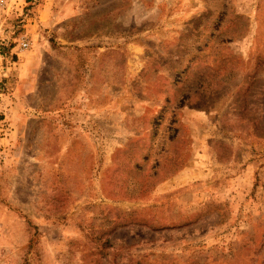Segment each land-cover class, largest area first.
Returning <instances> with one entry per match:
<instances>
[{
  "label": "rangeland",
  "instance_id": "1",
  "mask_svg": "<svg viewBox=\"0 0 264 264\" xmlns=\"http://www.w3.org/2000/svg\"><path fill=\"white\" fill-rule=\"evenodd\" d=\"M0 264H264V0H0Z\"/></svg>",
  "mask_w": 264,
  "mask_h": 264
},
{
  "label": "built area",
  "instance_id": "2",
  "mask_svg": "<svg viewBox=\"0 0 264 264\" xmlns=\"http://www.w3.org/2000/svg\"><path fill=\"white\" fill-rule=\"evenodd\" d=\"M22 44H23V46H27L29 44V42L23 41Z\"/></svg>",
  "mask_w": 264,
  "mask_h": 264
}]
</instances>
